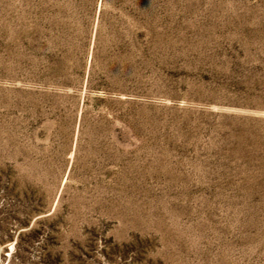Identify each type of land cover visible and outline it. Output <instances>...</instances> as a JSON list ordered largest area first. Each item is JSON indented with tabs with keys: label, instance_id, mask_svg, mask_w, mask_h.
<instances>
[{
	"label": "rangeland",
	"instance_id": "obj_1",
	"mask_svg": "<svg viewBox=\"0 0 264 264\" xmlns=\"http://www.w3.org/2000/svg\"><path fill=\"white\" fill-rule=\"evenodd\" d=\"M0 264H264V0H0Z\"/></svg>",
	"mask_w": 264,
	"mask_h": 264
}]
</instances>
